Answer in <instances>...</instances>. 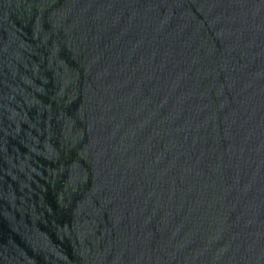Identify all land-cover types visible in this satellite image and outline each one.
Returning <instances> with one entry per match:
<instances>
[{"label":"water","instance_id":"obj_1","mask_svg":"<svg viewBox=\"0 0 264 264\" xmlns=\"http://www.w3.org/2000/svg\"><path fill=\"white\" fill-rule=\"evenodd\" d=\"M0 264H264V0H0Z\"/></svg>","mask_w":264,"mask_h":264}]
</instances>
